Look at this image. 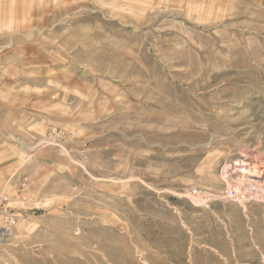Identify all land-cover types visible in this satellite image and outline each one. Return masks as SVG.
I'll list each match as a JSON object with an SVG mask.
<instances>
[{
	"label": "rangeland",
	"instance_id": "1",
	"mask_svg": "<svg viewBox=\"0 0 264 264\" xmlns=\"http://www.w3.org/2000/svg\"><path fill=\"white\" fill-rule=\"evenodd\" d=\"M53 1L41 203L0 195V264H264V0Z\"/></svg>",
	"mask_w": 264,
	"mask_h": 264
},
{
	"label": "crops",
	"instance_id": "2",
	"mask_svg": "<svg viewBox=\"0 0 264 264\" xmlns=\"http://www.w3.org/2000/svg\"><path fill=\"white\" fill-rule=\"evenodd\" d=\"M45 2L0 0V59H21L23 64L20 70L5 67L0 72V195L19 209L27 203H41L44 127L41 73L35 74L41 47L36 49L34 43L44 25L41 12L47 10ZM22 41L27 43L25 49L9 50L10 44ZM30 60L33 63H27ZM13 75L15 78H10Z\"/></svg>",
	"mask_w": 264,
	"mask_h": 264
},
{
	"label": "bare ground",
	"instance_id": "3",
	"mask_svg": "<svg viewBox=\"0 0 264 264\" xmlns=\"http://www.w3.org/2000/svg\"><path fill=\"white\" fill-rule=\"evenodd\" d=\"M247 155V154H246ZM252 156V155H251ZM250 156V157H251ZM254 158V157H253ZM250 159H247V161H246V159H243V161H241V162H239L238 164L240 165V170H243V174H242V178H243V180H241V182L242 183H244V186H248L249 184H248V182H250V184L251 183H254V184H258V180H256V179H252V181L250 180V181H248V179L247 178H250V177H255V176H257L258 175V169H259V164H264V159H261V160H263V161H259V160H257V161H249ZM255 160V159H254ZM261 162V163H260ZM237 164V165H238ZM238 165V166H239ZM254 184H252V185H254ZM261 185H263V184H261ZM264 186V185H263ZM241 188V187H240ZM243 190V189H242ZM199 193V192H198ZM260 196H263L264 197V191L261 193V194H259ZM237 196V195H236ZM241 197H242V194H241ZM4 233L6 232V231H3Z\"/></svg>",
	"mask_w": 264,
	"mask_h": 264
},
{
	"label": "built area",
	"instance_id": "4",
	"mask_svg": "<svg viewBox=\"0 0 264 264\" xmlns=\"http://www.w3.org/2000/svg\"><path fill=\"white\" fill-rule=\"evenodd\" d=\"M3 209V199L0 198V211ZM11 220H13L12 217H9Z\"/></svg>",
	"mask_w": 264,
	"mask_h": 264
}]
</instances>
